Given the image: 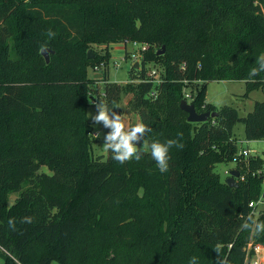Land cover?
<instances>
[{
    "label": "trees",
    "instance_id": "obj_1",
    "mask_svg": "<svg viewBox=\"0 0 264 264\" xmlns=\"http://www.w3.org/2000/svg\"><path fill=\"white\" fill-rule=\"evenodd\" d=\"M259 1L0 0V264H244L248 242L264 246V210L249 206L261 198L263 159L236 163V186L215 172L240 148L237 122L246 140L264 139V101L240 117L205 99L210 81L242 80L245 96L264 87V72L249 78L264 54ZM136 40L164 52L148 49L128 70L149 150L119 163L92 153L87 108L95 95L122 117L124 91L105 72L98 93L86 70L110 58L109 43ZM156 61L165 81L152 99L145 65ZM187 87L198 113L216 115L189 122L179 106ZM169 139L184 147L169 149L161 173L150 145Z\"/></svg>",
    "mask_w": 264,
    "mask_h": 264
},
{
    "label": "rangeland",
    "instance_id": "obj_2",
    "mask_svg": "<svg viewBox=\"0 0 264 264\" xmlns=\"http://www.w3.org/2000/svg\"><path fill=\"white\" fill-rule=\"evenodd\" d=\"M259 5L261 10L264 11V1H259ZM132 41H128V43L119 42V43H109L108 51L110 58L105 59L103 58L100 60L99 63L94 64L93 66L87 67L86 73L90 78L98 79L96 85L98 89V93L102 91L103 87V74L107 72V78L110 81H113L116 84L122 86L123 93L121 94L119 100V108L122 114V120L125 124V129L128 130L131 127L135 126L139 123V118L134 110H132L129 100L132 97V88L138 83V80L130 79L128 76V70L130 66H134L135 63H138L136 68H140V63L138 61H131L130 52L132 49ZM136 42L140 45H146L147 50H157L160 49V46L156 43H149L142 40ZM117 44L123 45V49L117 46ZM106 44H93L88 50L90 51V58L96 57L98 52H104L105 48L108 46ZM49 56V53H48ZM145 68L148 70L155 69L156 74L153 78L154 83V90L148 95L149 98L155 99L159 94L160 90L159 87L162 82L165 81L164 76L161 74L164 71L163 64L160 61H156L155 63H146ZM132 86V87H131ZM127 88L129 90H125ZM185 90L186 94L191 96V91L187 87ZM129 91V92H127ZM246 92L245 82L242 80H217V81H210L207 84L206 89V98L207 100L214 104L217 107L228 105L234 107L238 115L240 117L245 116L249 111L253 108V103L255 101H264V87L252 89L249 91L248 96H245L244 93ZM189 96V97H190ZM95 95L89 98V104L87 108V117L92 122L93 131H92V153L94 155H103L104 157L107 156V150L104 149V135L107 133L106 128L103 126V122L100 125H94L91 119L92 116L97 114V110L95 105L91 103V100L94 99ZM185 97L184 99L191 103V98ZM233 136L238 139V144L240 149H249V155L246 157L247 159L249 156H259L263 159V166L261 171L263 172V181H262V194L261 198L259 197L256 202L257 207L256 210H264V139L261 140H246L244 138L243 132V124L241 122H237L233 127ZM144 141L142 140L139 142L137 146L138 149L142 148ZM245 159V158H242ZM243 160V161H247ZM232 167V168H230ZM240 167L238 164L231 162L227 163H219L215 166V172L218 173L220 179L225 181V179L229 176V172L231 169H236ZM47 167L43 166L42 170H46ZM8 199L14 200L17 197V193H10L8 194ZM260 199L262 200L261 203ZM52 264H58L56 262H52Z\"/></svg>",
    "mask_w": 264,
    "mask_h": 264
},
{
    "label": "clouds",
    "instance_id": "obj_3",
    "mask_svg": "<svg viewBox=\"0 0 264 264\" xmlns=\"http://www.w3.org/2000/svg\"><path fill=\"white\" fill-rule=\"evenodd\" d=\"M49 36L55 34L49 31ZM45 48L42 46L40 52L42 53ZM256 63L258 67H254L250 70L249 78L255 77L260 72H264V54H260L257 57ZM97 114L92 116L91 119L94 125H100L103 122V126L106 129H111L104 135V149L112 153L113 160L119 163H125L135 158L137 161L141 159V152L149 150V145L144 142L143 147L138 149L136 145L144 139L145 133L148 131L147 127L143 123H138L130 129H125V124L122 121L121 115L115 111H109L102 103L95 105ZM182 135V134H181ZM175 146L178 149H182L184 145L176 139H169L166 143L153 142L150 145L152 159L156 162L157 167L161 173L168 171L169 161V149ZM22 223H31L30 217H25ZM253 223H256L253 221ZM9 227H15V221L10 219L8 221ZM245 228L249 225L245 224ZM257 232L264 231V224H259L256 228ZM190 264H196V258L193 257Z\"/></svg>",
    "mask_w": 264,
    "mask_h": 264
},
{
    "label": "built area",
    "instance_id": "obj_4",
    "mask_svg": "<svg viewBox=\"0 0 264 264\" xmlns=\"http://www.w3.org/2000/svg\"><path fill=\"white\" fill-rule=\"evenodd\" d=\"M125 44L128 43V41L124 42ZM132 49L130 52V58L131 61H138L140 63V59L142 58L143 52L147 50L146 45H140L136 41H132ZM156 74L155 69L147 70L146 72V78L147 80L150 79L153 81V78ZM190 95L186 94L185 97H189ZM93 105L98 104L97 99H93L91 101ZM249 149L239 148L237 154L233 157L232 161L233 163H238L242 158H246L249 155ZM241 179L243 177L241 176ZM261 203V200L260 202ZM256 201H250L249 206L252 208L257 207ZM244 264H264V246L261 243H254L252 241L248 242L245 247V258H244Z\"/></svg>",
    "mask_w": 264,
    "mask_h": 264
},
{
    "label": "water",
    "instance_id": "obj_5",
    "mask_svg": "<svg viewBox=\"0 0 264 264\" xmlns=\"http://www.w3.org/2000/svg\"><path fill=\"white\" fill-rule=\"evenodd\" d=\"M164 52V47L159 49L157 51V54H163ZM43 57L45 58V61H49V56H48V49L45 48V50L41 53ZM90 51H88V57H90ZM138 63L134 64V67H137ZM180 108L187 113V120L189 122H203L206 121L208 118L213 117L216 115V112H210V111H205L198 113L195 110L194 104L187 102L185 99H182L180 101ZM240 175L239 171L236 169H232L229 172V176L225 179V183L229 186H236V178H238Z\"/></svg>",
    "mask_w": 264,
    "mask_h": 264
},
{
    "label": "crops",
    "instance_id": "obj_6",
    "mask_svg": "<svg viewBox=\"0 0 264 264\" xmlns=\"http://www.w3.org/2000/svg\"><path fill=\"white\" fill-rule=\"evenodd\" d=\"M117 46H119V47H121V49L120 50H122L123 49V45H120V44H117ZM206 99V102H208V103H210L208 100H207V98H205ZM212 104V103H211ZM230 168H232V167H230ZM232 170V169H231ZM261 200V199H260ZM262 201V200H261Z\"/></svg>",
    "mask_w": 264,
    "mask_h": 264
}]
</instances>
